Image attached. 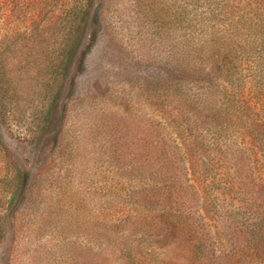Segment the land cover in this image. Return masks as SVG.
<instances>
[{
	"label": "rangeland",
	"instance_id": "rangeland-1",
	"mask_svg": "<svg viewBox=\"0 0 264 264\" xmlns=\"http://www.w3.org/2000/svg\"><path fill=\"white\" fill-rule=\"evenodd\" d=\"M0 69V264L237 263L264 215V0H0Z\"/></svg>",
	"mask_w": 264,
	"mask_h": 264
},
{
	"label": "trees",
	"instance_id": "trees-1",
	"mask_svg": "<svg viewBox=\"0 0 264 264\" xmlns=\"http://www.w3.org/2000/svg\"><path fill=\"white\" fill-rule=\"evenodd\" d=\"M67 55L60 53L55 55L53 61L54 65L47 72L50 80L45 83L42 90L47 94V96H56L57 89L53 86L54 80H56L60 75H63L67 69ZM6 72L0 69V85L5 77ZM8 93V90H5ZM47 111H50L52 103H45ZM42 105V106H44ZM1 232V230H0ZM226 232L225 230L223 231ZM226 236L228 234H225ZM231 246L229 247V252L227 254L228 258L236 259V264H264V215L260 217L253 225L244 231V234L231 233L228 236ZM125 258L130 262H135L136 264H146L142 260L141 253L138 251H128L125 253Z\"/></svg>",
	"mask_w": 264,
	"mask_h": 264
}]
</instances>
